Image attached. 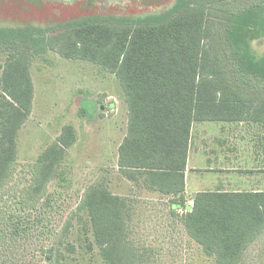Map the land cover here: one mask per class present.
<instances>
[{
    "label": "trees",
    "instance_id": "1",
    "mask_svg": "<svg viewBox=\"0 0 264 264\" xmlns=\"http://www.w3.org/2000/svg\"><path fill=\"white\" fill-rule=\"evenodd\" d=\"M35 33L0 28V189L12 176L17 135L32 112L34 56L52 50L90 60L119 78L128 103L120 173L141 176L163 193L178 192L171 208L184 209L181 222L190 237L215 264H241L264 231V191H202L188 205L185 171L194 123L264 124V89L247 81L248 68L264 72V57L251 46L264 37V0H179L162 20L91 18ZM76 141L75 128L66 125L34 164L39 198ZM130 202L103 184L82 195L78 209L88 213L105 264H138L128 239ZM29 226L15 218L8 235L19 237ZM44 252L50 264H63L62 254L52 261L53 248Z\"/></svg>",
    "mask_w": 264,
    "mask_h": 264
},
{
    "label": "rangeland",
    "instance_id": "2",
    "mask_svg": "<svg viewBox=\"0 0 264 264\" xmlns=\"http://www.w3.org/2000/svg\"><path fill=\"white\" fill-rule=\"evenodd\" d=\"M179 0H0V28L34 30V35L91 18H117L126 23L162 20ZM264 57V37L251 42ZM2 70L0 69V75ZM247 79L264 89V72L248 68ZM32 112L17 135L12 176L0 189V264H105L94 243L87 211L78 205L92 185L130 199V246L138 264H215L193 240L165 200L130 188L119 172V147L127 134L129 107L119 78L93 61L66 58L49 50L34 56ZM249 83L251 86L252 84ZM66 125L77 141L67 152L59 174L39 198L33 190L34 164ZM207 125V126H206ZM215 135H264V124L206 123ZM198 125L195 131L200 132ZM15 218L30 222L26 234L11 237ZM67 230L65 231V229ZM241 264H264V231L247 248Z\"/></svg>",
    "mask_w": 264,
    "mask_h": 264
},
{
    "label": "crops",
    "instance_id": "3",
    "mask_svg": "<svg viewBox=\"0 0 264 264\" xmlns=\"http://www.w3.org/2000/svg\"><path fill=\"white\" fill-rule=\"evenodd\" d=\"M206 123L217 124L202 121L194 123L192 128L185 171L184 194L188 205H193L195 195L202 191H264V135H215L206 132ZM196 125L203 129L195 131ZM122 178L130 188L165 200L171 212L178 214L179 210H184L171 208V200L178 198V192L163 193L147 185L141 176L123 175ZM119 195L123 196L122 192Z\"/></svg>",
    "mask_w": 264,
    "mask_h": 264
}]
</instances>
